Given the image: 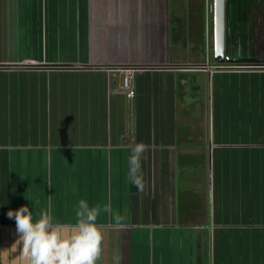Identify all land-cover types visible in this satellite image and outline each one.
<instances>
[{
  "label": "crops",
  "instance_id": "obj_1",
  "mask_svg": "<svg viewBox=\"0 0 264 264\" xmlns=\"http://www.w3.org/2000/svg\"><path fill=\"white\" fill-rule=\"evenodd\" d=\"M212 1L0 0V264H27L9 210L81 199L125 217L100 264H264V67L217 60Z\"/></svg>",
  "mask_w": 264,
  "mask_h": 264
},
{
  "label": "clouds",
  "instance_id": "obj_2",
  "mask_svg": "<svg viewBox=\"0 0 264 264\" xmlns=\"http://www.w3.org/2000/svg\"><path fill=\"white\" fill-rule=\"evenodd\" d=\"M147 150V144L137 143L128 158V180L140 192L146 187L141 158ZM102 212L112 214L114 228L126 226L123 223L125 217L119 212L113 214L110 204L90 206L84 199L78 202L76 223L72 225L54 222L50 205L48 210L38 214V218H34L28 206L9 210L7 215L15 219L19 234L16 242L21 245V257L27 264H100L104 225L98 223V219ZM113 264H121L119 255L113 257Z\"/></svg>",
  "mask_w": 264,
  "mask_h": 264
},
{
  "label": "flooded vegetation",
  "instance_id": "obj_3",
  "mask_svg": "<svg viewBox=\"0 0 264 264\" xmlns=\"http://www.w3.org/2000/svg\"><path fill=\"white\" fill-rule=\"evenodd\" d=\"M257 9L261 14L260 20L253 25L244 27L242 22L250 17L252 10ZM232 18L229 23L228 51L223 57L222 64L234 68H261L264 67V0L259 2L235 4L231 6ZM247 12V13H246ZM261 19L263 21H261ZM234 32L238 34L234 35ZM259 59L255 63H227L225 59ZM222 58L218 57L220 61Z\"/></svg>",
  "mask_w": 264,
  "mask_h": 264
},
{
  "label": "water",
  "instance_id": "obj_4",
  "mask_svg": "<svg viewBox=\"0 0 264 264\" xmlns=\"http://www.w3.org/2000/svg\"><path fill=\"white\" fill-rule=\"evenodd\" d=\"M213 30L212 41L215 57H221L219 61H224L223 57L228 51V36L230 35L229 23L232 18L231 6L241 4L242 2L251 3L259 0H213ZM227 63H255L259 59H225Z\"/></svg>",
  "mask_w": 264,
  "mask_h": 264
},
{
  "label": "built area",
  "instance_id": "obj_5",
  "mask_svg": "<svg viewBox=\"0 0 264 264\" xmlns=\"http://www.w3.org/2000/svg\"><path fill=\"white\" fill-rule=\"evenodd\" d=\"M120 71L122 72V78H121V87L124 90V92L126 93L127 97H133L134 95V91L131 88V73L133 71V69L129 68H125V69H120Z\"/></svg>",
  "mask_w": 264,
  "mask_h": 264
},
{
  "label": "rangeland",
  "instance_id": "obj_6",
  "mask_svg": "<svg viewBox=\"0 0 264 264\" xmlns=\"http://www.w3.org/2000/svg\"><path fill=\"white\" fill-rule=\"evenodd\" d=\"M180 4L182 5V3H180ZM178 21H180V22L182 21V22H183V18L180 17V18L178 19ZM182 22H181V23H182ZM200 24H201V23L198 24V25H199V28H200ZM182 29H183V26L180 27V30H179V31H180L181 33L178 34V36H179V35H182ZM198 32H200V29H198ZM182 46H183V47H186V45H182ZM187 46H189V45H187ZM210 155H211V153H210ZM209 175L211 176V171H210ZM210 182H211V185H212V179H211V177H210Z\"/></svg>",
  "mask_w": 264,
  "mask_h": 264
}]
</instances>
